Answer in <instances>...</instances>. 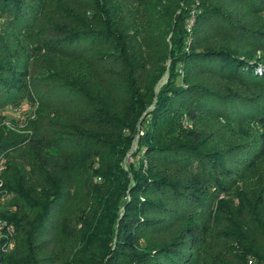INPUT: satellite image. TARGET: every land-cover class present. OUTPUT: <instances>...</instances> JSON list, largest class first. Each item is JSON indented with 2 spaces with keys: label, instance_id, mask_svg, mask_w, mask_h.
Listing matches in <instances>:
<instances>
[{
  "label": "trees",
  "instance_id": "1",
  "mask_svg": "<svg viewBox=\"0 0 264 264\" xmlns=\"http://www.w3.org/2000/svg\"><path fill=\"white\" fill-rule=\"evenodd\" d=\"M40 1L0 0V16L29 28ZM213 1L192 13L193 26L205 24L212 39L189 40L183 29L189 0H89L81 15L64 6L58 18L67 26H57L38 46L77 61L65 75L48 72L56 82L37 96L53 109L44 123L51 138L25 142L0 128V155L8 159L3 184L16 207L0 212L16 232L7 253L0 239V264H53L60 257L67 264H192L202 239L201 209L226 191L219 153L232 150L210 151L175 135L161 141L159 121L176 107L190 120L197 109L251 119L261 128L259 145L242 160L264 154V62L250 53L264 51V30L232 21ZM237 1L264 13V0ZM6 62L0 60V106L25 91L19 66ZM210 76L231 87L211 85ZM137 124L143 128L137 159L124 168ZM77 192L82 201L66 222L62 214ZM177 225L176 233L164 235Z\"/></svg>",
  "mask_w": 264,
  "mask_h": 264
},
{
  "label": "rangeland",
  "instance_id": "2",
  "mask_svg": "<svg viewBox=\"0 0 264 264\" xmlns=\"http://www.w3.org/2000/svg\"><path fill=\"white\" fill-rule=\"evenodd\" d=\"M87 1L89 0H41L42 5L37 8L36 18H30L31 26L23 30L9 23L4 16H0V60L19 66L18 69L21 72L17 78L25 86L24 97L0 106V128L2 130L10 131L16 137H26L25 142L39 136L43 141L51 138V129L45 128L44 123L47 119L49 120L53 109L47 106L49 104H40L37 96L56 82V80H51V77L47 75L48 72L60 70L65 75L75 69L77 61L66 59L59 54L45 52L38 46L42 39L51 38L57 26H67L62 19L58 18L59 15L64 14V6L70 13L81 15L84 12L83 5ZM189 1L192 3L188 7L186 21L183 25L185 39L189 40L192 36L200 34L204 38L211 37L212 33L205 24L193 26L192 13L202 7L204 0ZM213 2L218 3V6L232 21H238L252 29L264 30V13L254 12L237 0ZM246 41L244 42L247 43ZM244 47H247L246 44ZM253 49L250 50V53H253L251 59L264 62V51ZM168 62L166 59V66ZM250 62L253 61L250 60ZM182 70L179 68V75ZM261 71V66L257 64L254 72L259 74ZM166 77L167 72L154 85V92L166 81ZM206 79L219 89L231 87L230 83L223 82L216 77L210 76ZM55 99L49 98L50 101ZM261 104L264 106V97ZM150 108L151 105L148 110ZM197 111L196 118L190 120L182 108L176 107L159 121L155 131L161 141L171 139L175 135L179 140L192 141L210 151L232 150L231 154L219 153L224 180H226V191L210 198L201 209V218L196 222L200 226L202 239L193 251L195 256L192 264H259L264 261V154L254 158L252 163L242 159L248 157L252 148L259 145L261 128L251 119L245 118L238 121L234 117L223 118L207 111H199V109ZM37 113L42 114V117L38 118ZM37 122L40 124L39 132L35 129ZM240 127L246 131V134L238 131ZM187 130H191L195 136L191 139L187 138ZM142 132L143 128L137 124L132 142L122 160L124 168H127L129 162L137 159L134 153L137 138ZM2 156L4 162L0 169V212L8 215L16 207L13 204V193L9 192L3 184V173L6 170L8 159ZM81 201L82 194L77 192L62 214L66 222L70 221V213L80 205ZM0 220L6 219L0 216ZM179 227L177 225L166 231L164 235L168 236L170 231L176 233ZM15 236L16 232L13 235L12 246H8L5 241L1 242V249L5 253L12 249ZM54 242L60 248L63 240L59 239ZM61 259L63 260L60 257L59 261L53 264H67Z\"/></svg>",
  "mask_w": 264,
  "mask_h": 264
},
{
  "label": "built area",
  "instance_id": "3",
  "mask_svg": "<svg viewBox=\"0 0 264 264\" xmlns=\"http://www.w3.org/2000/svg\"><path fill=\"white\" fill-rule=\"evenodd\" d=\"M3 162H4V158L2 155H0V169L2 168ZM14 233H15L14 226L11 222L7 220H0V239L5 241V243H7L8 246H12L13 244Z\"/></svg>",
  "mask_w": 264,
  "mask_h": 264
}]
</instances>
